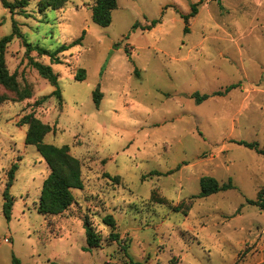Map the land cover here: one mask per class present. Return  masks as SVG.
<instances>
[{"label": "rangeland", "instance_id": "rangeland-1", "mask_svg": "<svg viewBox=\"0 0 264 264\" xmlns=\"http://www.w3.org/2000/svg\"><path fill=\"white\" fill-rule=\"evenodd\" d=\"M29 2L31 16L0 0V38L14 20L29 42L51 51L86 34L58 53L61 63L30 53L58 73L62 99L29 62L22 38L7 48L19 91L0 84V264H264V210L249 202L264 187V154L236 142L264 148V0H117L108 26L93 21L95 0L44 12L40 0ZM195 93L210 97L199 102ZM29 113L52 126L46 142L69 144L82 163L84 188L73 190L62 214L38 210L50 168L25 142ZM14 163L8 219L4 190ZM206 175L236 187L193 198L187 214L175 211L201 192ZM86 216L103 238L91 251Z\"/></svg>", "mask_w": 264, "mask_h": 264}, {"label": "trees", "instance_id": "trees-1", "mask_svg": "<svg viewBox=\"0 0 264 264\" xmlns=\"http://www.w3.org/2000/svg\"><path fill=\"white\" fill-rule=\"evenodd\" d=\"M4 7L10 9L12 13H16L17 10L26 12V7L29 5L30 0H2ZM68 0H40L39 11L44 12L47 9H58L62 8ZM118 6L117 0H95L92 7V19L95 23L101 26H108L111 24L113 19V10ZM198 12V5H193V11L190 15H187L186 21H189V16L195 15ZM27 16H31L29 13H25ZM160 20H154L151 26H155ZM186 31H189V26H186ZM86 31H83L82 35L71 42L70 44H62L55 51L43 47L41 45L33 44L29 42L21 30L18 22L14 20L13 30L11 33L0 38V84L5 88L19 91V82L17 76L9 71L6 52L9 44L15 37L22 38L26 52L29 55V62L37 68L40 73L47 78L56 89L53 93L60 99H62V92L59 87V75L54 71L50 64H45L41 61L36 60L30 55L32 51H37L40 55H47L51 58L52 63H61L58 53L63 52L74 45L80 44L84 39ZM86 77V69L79 68L75 78L83 80ZM237 84H233L227 88L229 91L231 88L236 87ZM226 91H217L215 95H224ZM194 96L199 102L210 97L209 94L200 95L195 93ZM94 102L97 106L100 105L103 98V92L101 91L100 85L97 86L93 93ZM6 100L5 94L0 92V103ZM22 125H28L25 142L26 144L35 145L39 150L41 156L46 161L50 168L49 175L45 178L41 195L39 199L38 210L41 213L48 215L62 214L68 210L71 205L75 202L74 189L84 188V180L82 176V163L81 160L73 155L70 150V145L65 144L62 146L46 142L45 136L52 130V126L48 123H44L42 120L37 118L33 113L26 114L22 120ZM237 143L247 146L251 149H255L258 153L264 154V148L260 147L256 141L247 140H236ZM18 169V164L14 163L8 171V181L4 190V214L8 219H11L12 208H13V197L10 193V188L15 180V173ZM110 176L109 173H106ZM114 180L119 181V176L112 177ZM201 192L197 196H193L191 202H182L179 205L173 207L175 211H183L185 214L188 213L190 208L193 206L195 197H206L219 191H225L232 189L235 186L232 179L227 182H220L213 176L201 177ZM154 193L153 198L159 203H168L167 198L156 196ZM250 203L257 204L264 210V187L260 189L256 200H249ZM84 227L86 229V241L87 245L84 247L86 251H91L93 248L101 247L103 244V238L101 233L96 229L93 222L88 216L84 217ZM103 221L113 229L116 228V219L112 214L104 216ZM112 240H119L120 234L118 232H112L110 234ZM126 264H146L141 261L131 259Z\"/></svg>", "mask_w": 264, "mask_h": 264}, {"label": "built area", "instance_id": "built-area-1", "mask_svg": "<svg viewBox=\"0 0 264 264\" xmlns=\"http://www.w3.org/2000/svg\"><path fill=\"white\" fill-rule=\"evenodd\" d=\"M6 241H9L8 239H6Z\"/></svg>", "mask_w": 264, "mask_h": 264}]
</instances>
